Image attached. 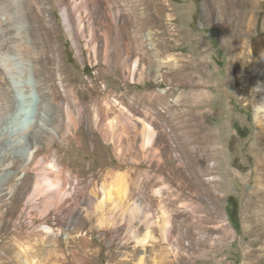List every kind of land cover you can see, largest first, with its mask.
<instances>
[{
  "label": "rangeland",
  "instance_id": "374dc122",
  "mask_svg": "<svg viewBox=\"0 0 264 264\" xmlns=\"http://www.w3.org/2000/svg\"><path fill=\"white\" fill-rule=\"evenodd\" d=\"M98 1L96 59L88 36L73 40L67 33L61 2L39 0L41 11L32 5L39 30L32 17L28 21L32 36L40 38L39 55L51 82L72 110H84L74 137L71 128L42 142L39 171L51 173L54 189L48 199L62 188L61 203L68 206L75 184L91 204L64 216L44 196L30 198L24 171L9 168L13 177L4 180L8 189L0 195V264H6L9 241L21 264H264V201L252 199L253 184L246 181L256 162L250 149L257 105L252 98L257 85L264 86V2L241 58L227 51L231 33L217 15L218 4L229 0H135L132 52L145 63L150 55L151 72L138 81L137 70L130 81L114 68L116 49L109 51L110 63L104 61V32L111 27L114 36L117 25ZM108 1L125 21L127 1ZM197 49L200 64L189 65ZM170 69L176 75L172 83ZM73 84L94 87L77 94ZM106 100L108 113L100 116ZM22 102L17 94L16 104ZM39 102L34 89L23 106L24 122ZM110 201L116 205L112 215Z\"/></svg>",
  "mask_w": 264,
  "mask_h": 264
},
{
  "label": "bare ground",
  "instance_id": "6f19581e",
  "mask_svg": "<svg viewBox=\"0 0 264 264\" xmlns=\"http://www.w3.org/2000/svg\"><path fill=\"white\" fill-rule=\"evenodd\" d=\"M57 1L61 2L60 6L67 33L73 40L74 36H88V45L90 46L92 57L96 59V29L98 27L94 25L97 18L93 15V10L100 8L98 4L99 1ZM103 1L102 4H104V7L102 11L111 24L117 25L115 34L114 31H112L114 36L111 35L109 30L111 27H108L104 32V61L110 63L108 59L109 51L116 49L115 70L120 69L121 73L125 74L126 79L130 81L136 80L135 73L139 70V77L137 80H145L146 75L151 72L149 64L150 55L147 53L145 63L144 60L140 61L138 56H134L132 52V42L134 41L136 32L132 31L131 27L135 24V19L138 17L135 0H126L128 9L125 13V21L121 18L120 9L114 2L108 0ZM205 1L210 4L214 2L213 0ZM263 2L264 0H229L225 5L218 4L220 8L217 9V15L219 19L223 17L227 22L228 29L231 33L227 51L232 56L243 58L241 49L245 45L254 24L257 22V15L263 12V9L260 8ZM33 4L41 11L39 0H0V195L3 194L2 191H4L5 188L8 189V187H3L2 185L4 180L13 177V174H10L7 170L11 167L20 169L24 171L28 179V184L26 183L24 192L30 193V198L35 200L38 196L42 195L46 198L48 206L58 207L64 212V216H70L74 212L82 211L83 207L80 206L82 203L87 204L89 207V204H91L89 199L90 196L87 195L82 188L74 184L72 188L74 200H72L68 206L65 207L61 203L65 198L60 195L62 193V188L59 189V187H57V189H59V196L57 198L48 199L49 192L54 190L52 186L53 183L51 181V173L43 172L44 176H41L39 171L40 164L42 163L40 154L42 142L45 138L50 140L61 138L67 133H70L71 128L73 130L71 135L74 137V134L79 129L78 121L83 117L84 110L82 106H79L75 111L72 110L66 98L62 94H59L60 90L56 83L51 82L52 74L50 71L46 70L42 58L39 55L41 48L39 42L40 38L32 36L30 32L28 21L31 17L34 19L36 23L35 26L38 30L40 26L38 24L37 15L32 8ZM206 7L204 8L205 11L207 10ZM120 19L122 25L119 27L118 23ZM145 20L146 19L143 21ZM123 35L128 37L127 42L121 41ZM75 45L78 51H81V47L77 42H75ZM171 49V46L167 47V50ZM193 51L194 52L189 56L188 64L198 66L200 64L197 58L199 50ZM132 55L134 56L133 60L131 59ZM179 66L181 67V64ZM261 74H264V69L261 71ZM167 75L170 76L169 83H172L173 79L176 77V75L173 74V70L170 69ZM61 78L64 80L62 75ZM74 86L76 87L77 94L84 90H91L94 87L93 85ZM34 89H38L40 93V102L37 106V112H35L29 120L24 122V120H26L24 114L26 109H23V106L30 102L31 92ZM168 90L170 93H174V89L171 86ZM255 91L256 94L253 95L252 100L257 104L254 112L256 128L254 131L253 144L250 149L256 156V162L254 164V169L250 171L246 177V181H251L253 184L250 194L252 199L263 202L264 86L258 84ZM17 94H20L24 101L22 104H19V106L16 104ZM68 94L69 92L67 95ZM105 104L106 108L103 106L99 107L100 116L107 115L108 113L110 103L106 100ZM101 130L103 129L101 128ZM105 132L108 131H104V133ZM28 134L31 137L30 142L26 141V135ZM51 169L53 170V167H51ZM51 169H48L49 172L52 171ZM61 177L62 182L65 181L64 176L62 175ZM42 183H44V185H42ZM59 183L61 184V182ZM62 185L64 186V184ZM111 201L109 203L112 206L107 209L110 215L113 214V210L116 206L112 204ZM101 204L96 203L95 210L99 209ZM129 208L133 210L132 205H130ZM64 224L65 220L57 222L58 228H61ZM44 228L46 230L54 229L52 226H45ZM5 246V263L21 264L20 254L14 250L16 245L9 241L6 242ZM66 264L71 263L67 262ZM160 264H164V260H161Z\"/></svg>",
  "mask_w": 264,
  "mask_h": 264
},
{
  "label": "trees",
  "instance_id": "16d2710c",
  "mask_svg": "<svg viewBox=\"0 0 264 264\" xmlns=\"http://www.w3.org/2000/svg\"><path fill=\"white\" fill-rule=\"evenodd\" d=\"M231 215L234 217L233 218V223L235 225V228L237 230H239V222H238V219L236 218V209L234 207H232V209H231Z\"/></svg>",
  "mask_w": 264,
  "mask_h": 264
}]
</instances>
